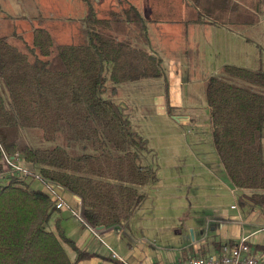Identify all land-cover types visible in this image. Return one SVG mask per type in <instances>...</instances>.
<instances>
[{"label": "trees", "instance_id": "16d2710c", "mask_svg": "<svg viewBox=\"0 0 264 264\" xmlns=\"http://www.w3.org/2000/svg\"><path fill=\"white\" fill-rule=\"evenodd\" d=\"M84 1L88 5L85 45L54 49L50 33L43 28L34 30L27 52L0 39V81L9 98L6 105L0 85V166L1 147L10 155L19 153L44 183L79 198L90 226L109 228L128 222L143 204L145 197L138 188L159 181L157 172L144 164V154L151 152L148 139L134 129L114 97L120 84L163 78L164 69L156 56L112 33L113 22L122 21V16L99 19L92 0ZM124 14L145 34V22L136 8L129 6ZM239 17L247 25L255 21L252 15ZM223 72L231 81L211 77L205 90L213 145L231 184L253 191L248 201L264 206V93L232 80L264 89V72L229 65ZM166 100L168 115L174 117L168 94ZM17 128L41 129L46 141L63 132L70 142L89 144L91 152L71 156L61 146L20 150L10 136ZM25 185L18 178L8 185L0 183V264H74L62 242L75 248L76 262L88 258L63 232L60 240L46 230L58 210L55 202L47 192ZM256 250L264 254V246Z\"/></svg>", "mask_w": 264, "mask_h": 264}, {"label": "rangeland", "instance_id": "374dc122", "mask_svg": "<svg viewBox=\"0 0 264 264\" xmlns=\"http://www.w3.org/2000/svg\"><path fill=\"white\" fill-rule=\"evenodd\" d=\"M22 1L20 0V2ZM35 1L39 4L44 17L39 20V25L42 21L44 24L46 22V30L52 37L54 49L61 45H85L88 43V28L85 21L88 5L84 0ZM128 1H109L103 11L97 13L98 18L115 20L117 18L114 15H118L119 18L122 16L123 8L127 9ZM1 2L4 3L5 0H1ZM92 3L95 8L96 0H92ZM145 3L150 9L151 0H145ZM261 9L264 12V6ZM202 18H207L206 14H203ZM138 30L139 28L132 24L130 32L124 33V36L121 25H117L115 21L112 25V33L118 40L130 42L133 46L141 43L144 37L141 30H139L140 34L134 35ZM245 31L247 30L244 29ZM18 49L27 52L25 48ZM152 50L156 49L152 47ZM158 52L162 59V68L167 70L171 55ZM195 57L191 55L188 58V63L184 64L189 69L184 72V93L187 102L185 108L177 112L179 115H184L182 117L194 119L192 123H180L160 110L157 100L161 94H165L163 78L120 84L118 86L120 91L117 90L114 97L121 98L130 106L129 113L126 107L124 109L130 117L134 129L149 140L151 152L144 154V164L157 172L158 182H160L138 188L139 193L145 197L144 203L134 211L130 226L125 232H121L123 238L119 242L116 239L113 241L105 239L103 233L98 231L106 244V246L103 245L105 249L111 257V251L116 252L123 260L122 264H159L185 261L194 256V248L197 243L217 238L215 235L220 234L222 230L221 220L230 222L231 219L237 217L239 212L249 213L250 208H255V206L242 204L241 200L239 202V196L233 195L232 190L227 189L224 184L219 182L220 175L211 173L202 164L213 146L211 118L205 95L206 78L214 76L231 81V77L227 76L223 69L218 71V68L224 66V62L236 66L235 61L230 57H217L216 63L208 64L204 59ZM184 59L186 57H183L182 60ZM251 63L250 46L244 45L243 61L238 67L254 68L255 65H251ZM195 66L205 69L197 71ZM232 80L241 87L264 93L263 88L240 79ZM151 83H155V85H150ZM0 85L6 105H8L7 89L1 81ZM107 96L110 94L108 93ZM10 136L17 140L20 150L26 147L35 150H50L61 146L71 156L91 152L89 144L70 142L63 132L54 141H46L41 129L17 128L14 133L10 131ZM2 172L1 164L0 173ZM5 178L0 181L2 185H8L12 178H18L31 189L50 192L46 184L33 176L22 178L17 174H8ZM52 186L60 192L66 205L62 209L54 211L46 225V230L54 233L61 240L60 236L63 232L62 225H60L62 220L59 219L61 213H67L69 217L66 227L77 230L81 222L73 216L72 211L83 216V208L78 205L72 193L63 188ZM244 193L254 194L253 191L238 190L237 195L243 198ZM245 198L247 199V197ZM249 205H251L250 202ZM255 210L259 215L258 221H264V206H257ZM244 220L242 226L241 222L236 219V225L240 231L242 227L243 229L246 227V230L250 232V225L253 223H246ZM62 244L69 259L75 262L77 251L64 242ZM129 252L133 253L129 254ZM134 253H136V257ZM207 254L209 253L200 255Z\"/></svg>", "mask_w": 264, "mask_h": 264}, {"label": "crops", "instance_id": "0c3cea01", "mask_svg": "<svg viewBox=\"0 0 264 264\" xmlns=\"http://www.w3.org/2000/svg\"><path fill=\"white\" fill-rule=\"evenodd\" d=\"M109 1L111 0H96V15L99 11H103ZM129 6L137 9L146 25L145 34L142 32L144 37L141 43L136 46L147 50L161 61L158 51L165 55L167 53L171 55L169 57V67L164 70L165 94L159 96L157 104L160 106V110L168 115L166 100L168 94L170 107L175 113L172 118L180 123L194 122V119L190 117L185 118L182 117L184 115L177 114L185 108L187 102L184 93V72L189 69L184 64L188 63V58L191 55L196 56L197 59H204L208 64L216 63L217 57H230L234 59L235 67H238L241 66L240 63L243 61L244 45H249L251 65H255V67L247 69V67L242 66L239 68L264 72V12L261 9L264 6V0H151L150 9L147 8L145 0H129L126 8ZM124 10L125 8H123L122 13L123 20L116 21V23L122 26L123 35L125 36L124 33L130 32L132 23L127 21ZM203 14H206L207 18H202ZM243 15H252L255 19L254 23L251 25L244 24L243 17H239ZM42 18H44L43 12L35 0H23L22 2L20 0H5L4 3L0 0V39H6L11 45L17 48H25V51H27V47L32 46L34 30L37 28L46 30V22L44 24V21H42L39 25V20ZM244 29L247 31L244 32ZM115 30L117 31V29ZM139 30L134 35L140 34ZM152 47L156 50H152ZM183 57H186V59L182 60ZM224 63V66H228V62ZM224 66L219 67L218 71L223 69ZM202 69L205 68L196 67L197 71ZM193 71L195 72V68ZM210 78H206V82ZM150 85H155V83ZM192 97H194L193 94ZM114 99L118 104L122 103L120 105L126 107L128 113L131 111L130 106L123 102L121 98ZM262 143L264 147V134ZM207 154L202 162L204 168H208L211 173L219 174V182L224 184L227 189L232 190L233 195L239 196V199H237L240 202L242 198L237 195L238 189L231 184L214 145ZM251 194L244 193V197ZM75 200L82 207L76 196ZM244 200L246 205L254 206L253 204L249 205L248 199L244 198ZM256 207L254 209L250 208L249 213L239 212L237 217L231 219L230 222L221 220V233L215 235L217 238L212 241L205 240L197 243L196 248H194V256L207 252L209 254L221 252L227 243L236 244L243 238H247L253 249L257 253H261L256 250V247L264 246V221H258L259 215L255 210ZM60 216L59 219L62 220L60 225H62L61 229L65 237L71 240L80 252L89 255L88 258L80 262H76V257L75 262L72 263L122 264V262L111 257L104 247L106 245L101 241L102 238L96 237L84 224L80 223L79 229L72 230L66 227L69 222L67 213H61ZM236 219L241 222L242 226L244 219L246 223H253V225H250L251 231L246 230V227L244 229L242 227L240 231L236 225ZM130 220L109 228L95 229L101 231L105 239L109 241L116 239L119 242L123 238L122 233L130 226ZM216 229L217 227L215 231ZM72 248L75 250L74 247ZM132 253L129 252V254ZM134 255L137 256L136 253Z\"/></svg>", "mask_w": 264, "mask_h": 264}, {"label": "built area", "instance_id": "2783aa9c", "mask_svg": "<svg viewBox=\"0 0 264 264\" xmlns=\"http://www.w3.org/2000/svg\"><path fill=\"white\" fill-rule=\"evenodd\" d=\"M1 164L3 166V172L0 173V181L6 179V175L17 174L22 178H27L33 176L36 179L42 181L40 174L35 171L32 167L27 165L21 158L20 154L10 155L1 147ZM5 170V172H4ZM43 182V181H42ZM44 183V182H43ZM46 184V183H44ZM50 192H47L52 200L55 202L57 209H62L66 203L63 201L60 192L54 188L52 185L60 186L55 184H46ZM73 216L79 219V221L84 224L96 237L101 239L99 232L92 226L88 224L84 216H80L75 211H72ZM105 244V242L101 239ZM106 245V244H105ZM111 251V250H110ZM112 252V258L118 259L121 262L123 260L118 256L116 252ZM124 264V263H123ZM159 264H264V254L257 253L253 247L250 245L247 238H243L241 241L237 242L233 246H225L221 252L207 255H198L188 258L185 261L177 263H159Z\"/></svg>", "mask_w": 264, "mask_h": 264}, {"label": "water", "instance_id": "95a60500", "mask_svg": "<svg viewBox=\"0 0 264 264\" xmlns=\"http://www.w3.org/2000/svg\"><path fill=\"white\" fill-rule=\"evenodd\" d=\"M78 200H79V198H77ZM80 201V200H79ZM104 227H98L97 229L98 230H101V229H103Z\"/></svg>", "mask_w": 264, "mask_h": 264}]
</instances>
